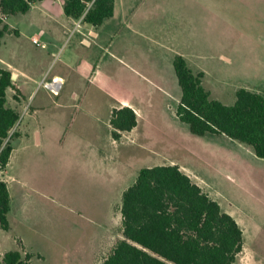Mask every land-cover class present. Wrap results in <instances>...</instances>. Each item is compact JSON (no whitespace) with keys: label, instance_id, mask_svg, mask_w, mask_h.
Returning <instances> with one entry per match:
<instances>
[{"label":"rangeland","instance_id":"1","mask_svg":"<svg viewBox=\"0 0 264 264\" xmlns=\"http://www.w3.org/2000/svg\"><path fill=\"white\" fill-rule=\"evenodd\" d=\"M1 18L0 29L7 24ZM88 27L75 22L60 53L45 58L50 77L24 95L10 91L20 137L0 170L12 199L11 229L0 226V263L21 250L32 264H99L123 238V190L144 167L178 165L242 228L236 264H264V159L225 135L191 133L176 115L182 90L174 68L183 56L225 105H234L241 88L264 93V0H116L114 17L99 29L102 45L81 42ZM4 41L0 55L18 65L45 51L23 39L15 55L9 50L18 40ZM73 53L97 66L94 81L65 66ZM59 72L65 83L54 95L44 84ZM124 101L138 125L114 141L110 112Z\"/></svg>","mask_w":264,"mask_h":264},{"label":"trees","instance_id":"2","mask_svg":"<svg viewBox=\"0 0 264 264\" xmlns=\"http://www.w3.org/2000/svg\"><path fill=\"white\" fill-rule=\"evenodd\" d=\"M43 0H0L2 18L26 14ZM68 17L101 27L115 15L116 0H62ZM7 33L0 29V47ZM174 68L182 90L176 115L197 136L218 135L250 146L264 159V93L241 88L234 105L212 99L204 85V72H195L176 55ZM14 88L12 71L0 62V170H5L20 137L15 130L21 114L8 104ZM115 140L138 125L133 108L114 109L110 120ZM11 193L0 181V226L11 229ZM121 235L100 264H236L244 249V232L237 220L178 165L142 168L136 181L122 194ZM32 255L6 252L0 264H32Z\"/></svg>","mask_w":264,"mask_h":264},{"label":"crops","instance_id":"3","mask_svg":"<svg viewBox=\"0 0 264 264\" xmlns=\"http://www.w3.org/2000/svg\"><path fill=\"white\" fill-rule=\"evenodd\" d=\"M61 1L62 0H59V4L61 7L60 9L56 5L53 6V4H56V0H43L41 2L34 3L32 5L31 10L27 12L26 14L12 16L15 18H18L19 16H23L21 17V19H18V22L16 25H13L9 22L11 17L6 18L7 25L10 27L11 33L6 34L5 37L7 36H10L12 38L15 37L18 40V41L11 42V45H10L11 49L9 50L10 53H15L16 55L17 51L20 52L22 47L19 41L23 39L31 42L37 48L45 47V51L43 52L40 51L39 56L32 57L30 55L28 56L27 54H25L27 56H25L24 63L20 65L15 64V62H10V60H8L6 56L0 55V62L2 66L12 71L13 75H15V77L13 78L14 88H9L7 90L8 104L9 106L13 108H16V107L13 106L10 101V97H9L10 91L15 90L16 89L15 86H16L17 87L16 90L23 94L24 91L27 92L28 90H30L33 87V85H35L38 81L44 80L45 77H50L48 76V70H47L48 68L44 60L47 56L54 57L60 53L64 45L63 43L66 40V36L69 34L70 27L75 22L77 23L78 21L71 17H68L65 14L63 3ZM101 27L93 28L89 26L88 29L85 31V33L82 35L81 42H84L85 44L86 42H88V44L86 45L89 48H93L94 46H97V45H102V43L106 39V32L104 30L99 31ZM90 34L93 36L92 38L89 37ZM5 37L2 40V46L0 47V50L2 47L7 46L6 42L4 41ZM34 40H37L38 43H35ZM106 48L108 49V47ZM221 57L223 60L231 61V58L225 54H222ZM64 64L69 70H71L74 74H76V76L83 78L85 80L94 81L93 77L96 76V73L94 75L93 71L97 69V66L93 64L90 58H87V57L85 58L84 56L73 53L71 57L65 58ZM58 79H62L63 85H64L65 78L63 74H61L60 72L53 74L52 81L46 80L45 82L50 83ZM73 95L75 98V102L78 103L76 99L80 98V96H78L77 93H74ZM125 105H128V103L124 101L122 102L121 106H117V107L122 108V107H125ZM128 106L133 108L130 104ZM117 107L115 106L112 107L111 112H110L111 117H112L113 110L116 109ZM110 120H109V125H108L109 127H111ZM111 131H113V128ZM36 135H39V140L37 144L40 145L42 142L41 132L37 130ZM113 140L116 141L114 137H113ZM13 154H14V151H13ZM13 154L11 156V160H12ZM92 156L95 161L96 147L95 149H93ZM11 160L9 162V165L11 163ZM94 170H95V166H94ZM126 189H124L123 192ZM121 202H122V199H121ZM11 210H12V202H11Z\"/></svg>","mask_w":264,"mask_h":264},{"label":"built area","instance_id":"4","mask_svg":"<svg viewBox=\"0 0 264 264\" xmlns=\"http://www.w3.org/2000/svg\"><path fill=\"white\" fill-rule=\"evenodd\" d=\"M35 43H38L37 40H34ZM48 89H50V91L54 94V95H58L62 85H63V81H57L54 80L53 82H45L44 84Z\"/></svg>","mask_w":264,"mask_h":264},{"label":"bare ground","instance_id":"5","mask_svg":"<svg viewBox=\"0 0 264 264\" xmlns=\"http://www.w3.org/2000/svg\"><path fill=\"white\" fill-rule=\"evenodd\" d=\"M57 81H62V79H58Z\"/></svg>","mask_w":264,"mask_h":264},{"label":"water","instance_id":"6","mask_svg":"<svg viewBox=\"0 0 264 264\" xmlns=\"http://www.w3.org/2000/svg\"><path fill=\"white\" fill-rule=\"evenodd\" d=\"M15 77V75H13V78Z\"/></svg>","mask_w":264,"mask_h":264}]
</instances>
